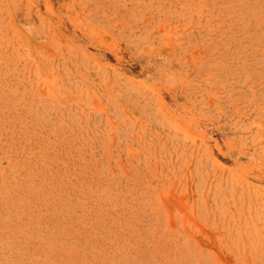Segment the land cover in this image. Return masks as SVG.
<instances>
[{
    "label": "rangeland",
    "instance_id": "obj_1",
    "mask_svg": "<svg viewBox=\"0 0 264 264\" xmlns=\"http://www.w3.org/2000/svg\"><path fill=\"white\" fill-rule=\"evenodd\" d=\"M0 264H264V0H0Z\"/></svg>",
    "mask_w": 264,
    "mask_h": 264
}]
</instances>
